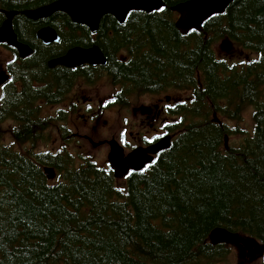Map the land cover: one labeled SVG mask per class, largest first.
I'll list each match as a JSON object with an SVG mask.
<instances>
[{"label": "trees", "instance_id": "obj_1", "mask_svg": "<svg viewBox=\"0 0 264 264\" xmlns=\"http://www.w3.org/2000/svg\"><path fill=\"white\" fill-rule=\"evenodd\" d=\"M183 1L132 12L123 24L106 16L96 34L58 18L61 39L52 46L16 24L18 40L33 54L8 64L14 78L0 96V264H234L235 257L237 264H264V253L257 258L243 248L235 255L232 246L209 238L224 228L264 244V0H234L201 31L175 34L169 25L167 34L162 20ZM23 5L0 0V25L4 11ZM126 32L145 45H119ZM94 44L108 62L83 67L84 79L115 90L108 108L122 112L145 96L186 97L170 111V149L123 180L68 129L72 108L52 112L59 104L71 107L64 95L82 75L48 81V61ZM230 45L239 58L232 60ZM247 106L248 130L242 127ZM134 131L123 118L114 134L131 146ZM47 167L56 171L54 180Z\"/></svg>", "mask_w": 264, "mask_h": 264}, {"label": "water", "instance_id": "obj_2", "mask_svg": "<svg viewBox=\"0 0 264 264\" xmlns=\"http://www.w3.org/2000/svg\"><path fill=\"white\" fill-rule=\"evenodd\" d=\"M234 0H188L181 2L172 8L180 14L177 21L178 29L187 33L190 30H202V25L206 20L216 14H222L232 4ZM165 5L163 0H58L47 6L39 8L34 12L33 18L48 17L55 12L66 13L73 22L84 24L92 32L99 30L101 19L106 15L114 16L120 23H123L132 11L152 12ZM127 9V12H125ZM30 15V13L26 12ZM7 19L0 27V43L8 44L17 49L22 58L33 53V50L26 44L20 42L13 29V17L17 12H5ZM31 16V15H30ZM36 37L45 45L58 43L60 40L57 32L51 27L40 29ZM107 59L99 46L90 48L74 47L69 49L64 55L53 58L48 66H65L73 68L84 64L91 66L106 65ZM215 120L218 119L215 116ZM111 152L109 162L115 171L117 178H122L133 170H142L147 164L153 162V156L162 150H167L171 146V137H164L157 144L143 148L139 147L125 155L123 148L114 140L110 142ZM50 178L54 177L50 169H46ZM210 240L214 245L231 244L242 245L249 251L250 256H262L264 245H259L257 241L242 238L236 233L226 229L217 228L210 234ZM254 250V251H253Z\"/></svg>", "mask_w": 264, "mask_h": 264}, {"label": "rangeland", "instance_id": "obj_3", "mask_svg": "<svg viewBox=\"0 0 264 264\" xmlns=\"http://www.w3.org/2000/svg\"><path fill=\"white\" fill-rule=\"evenodd\" d=\"M28 0H23V2L25 3V5L23 6L24 8L28 7V4L26 5ZM57 13H60V15L56 16L55 18H50L48 19L46 22V26H49L51 28H53L55 31L56 30V26L60 25V22H58V18L59 19H63L67 18L68 15L63 13L62 11L59 12H55L53 15H56ZM179 16V13L176 11H169L167 10V14L165 15V18H163L164 20V32H166L168 34V29L167 27H169V23H171V18L173 15ZM52 16V15H51ZM50 17V16H49ZM106 17V16H104ZM104 17L102 18V20L104 19ZM69 18V17H68ZM70 19V18H69ZM102 22V21H101ZM162 23V24H163ZM175 23V22H174ZM27 30L30 31V34H35L36 32L44 27L42 25H31L29 23L24 22L23 24ZM15 27V23L13 22V29ZM175 29V28H174ZM15 31V30H14ZM131 33H127L126 35H122V39H119V45L122 44H131L132 42H135L136 45L140 46V45H145V42H137L133 36H131L130 39H127V36L130 35ZM60 43V42H59ZM56 44V45H59ZM220 43L217 44V48L221 49L219 47ZM238 52L236 50L232 51L231 57L232 60H235L238 56L236 55ZM13 56H16L11 50H9V47L0 45V74L3 73V68H5L6 65H8L6 62L9 61V59H11ZM112 69L116 70V67H112ZM1 76V75H0ZM50 80V77H48V81ZM83 91V95L87 98H93L94 103H95V107H96V102L102 98H107L110 96V94H112L113 89L110 87H106L101 83H95L93 85H88L85 89L82 90ZM176 94H181V93H176ZM181 95H177L176 97L179 98ZM263 95H264V88H263ZM140 98H137L135 100L132 101L130 107L127 110H124L122 112H120L118 109H113V110H109L104 114L103 119L99 122V123H92L89 126H86L83 122L79 121L77 123V129L81 132H83L84 134H88L90 135L96 142H100V141H104V140H111V139H116L117 140V135L114 134V129L118 128L120 121L123 118H128L129 120L133 119V112H132V108L136 107L140 108L142 106H146V107H153L154 105L158 104V100L157 99H149L144 101L142 104H139ZM80 105V104H79ZM47 108L49 109V107L47 106ZM252 108L250 106H247L244 108L243 113H242V127L245 129H252L253 128V121H252ZM58 112H56L57 114ZM139 116H141L143 119H145L148 122V115H142V112H138L137 113ZM150 119V118H149ZM70 118L68 119L67 125L70 126L69 124ZM104 122H106V124H104ZM156 124H160L161 123V118L160 119H156L155 120ZM233 126V124H231ZM73 128H75L73 126ZM238 139L232 137L230 139V142L232 144L236 143ZM89 151L94 155V157L98 160L99 165L104 166L106 161H107V156L109 154V147L108 146H104V147H98L97 149H93L90 146H88ZM128 153V151L126 150V154ZM233 251L236 254H238V250L235 247H232ZM237 257H235L234 259V264H237Z\"/></svg>", "mask_w": 264, "mask_h": 264}, {"label": "flooded vegetation", "instance_id": "obj_4", "mask_svg": "<svg viewBox=\"0 0 264 264\" xmlns=\"http://www.w3.org/2000/svg\"><path fill=\"white\" fill-rule=\"evenodd\" d=\"M54 1L56 0H31V2L28 4L26 3V5L28 4V7H26V11H37L39 8L43 7V6H46V5H49L51 3H53ZM28 2V1H27ZM25 5V3H24ZM23 5V6H24ZM57 15H52L46 19H44L45 17L43 18H40V19H37V21H32V20H29V19H26V17H22V16H19L15 19L14 23H15V27H17L16 24H18V26L20 24H24V22L26 23H29L31 25H42L44 26L47 22L48 19L50 18H55ZM178 19V16H176L175 14L172 16L171 18V23H169V25L173 28L176 29V31L174 30V33L177 34V33H180L179 30L177 29V26H176V21ZM175 22V23H174ZM49 68V67H48ZM3 72L7 73V74H12V72L10 71V68L9 66H6L5 68H3ZM48 72H49V76H50V80L55 77V76H60L61 75H66L68 77L69 74H78L80 73L82 75V77L80 78H74L72 80V82H69L70 84L74 83L75 81H77V85L78 87H80L79 85L82 83L83 79L86 77V72L84 70L83 67H77V68H68V67H63V66H60V67H55V68H49L48 69ZM7 86V84L3 85L0 87V90L2 91L5 87ZM52 99L57 101L59 100V98L57 97V94L56 92L52 94ZM64 97L66 99H68L67 95H64ZM158 100V104L154 105L153 107H146V106H142L140 108H134L133 109V114L136 118V127L138 128H144L145 125H149V127L152 129L153 131V134H154V138L153 140H156L158 139L159 136H161L162 134H164V131L163 130H160L156 125H159V124H156L155 123V120L156 119H160L163 114H164V98L163 97H159L157 98ZM68 105H64V107H67ZM70 106L71 108L74 110V116L70 119L69 121V124L71 126V123L73 124V126L77 129V123L79 121L83 122L85 125H89L85 119H82L83 117V108L81 106H79L78 104L74 103V102H70ZM54 112H58L60 114H66V112H62L61 108H60V104L59 105H56L54 108H53ZM138 112H142V115H148V122L143 119L141 116H139L137 113ZM150 118V119H149ZM94 123V122H92ZM91 123V124H92ZM90 124V125H91ZM144 135H141V134H138L137 136H133L134 137V142L136 143V145H142V142L144 141ZM84 137V136H82ZM152 140V141H153ZM150 141H146V144H149Z\"/></svg>", "mask_w": 264, "mask_h": 264}, {"label": "bare ground", "instance_id": "obj_5", "mask_svg": "<svg viewBox=\"0 0 264 264\" xmlns=\"http://www.w3.org/2000/svg\"><path fill=\"white\" fill-rule=\"evenodd\" d=\"M178 4V3H177ZM174 5H176V4H174ZM173 6V5H172ZM27 9H25V10H23V11H4V12H17V14H15V16L13 17V22L15 21V19L17 18V17H19V16H25L27 19H29V20H32V21H37V19L38 18H33V15H34V12L35 11H26ZM26 12H28V13H30V15L29 14H27ZM153 12V11H152ZM152 12H149V13H152ZM46 18H48V17H45L44 19H46ZM7 19V15L5 14V20ZM5 20L3 21V23L5 22ZM125 21H126V19H125ZM124 21V22H125ZM3 23L0 25V27L3 25ZM79 24V23H78ZM47 24H45V26L44 27H42V28H45V27H49V26H46ZM79 25H82V24H79ZM42 28H40V29H42ZM39 29V30H40ZM38 30V31H39ZM16 33V32H15ZM17 35V34H16ZM42 42V41H41ZM42 44L44 45V46H52V45H54L53 43L52 44H49V45H45L43 42H42ZM0 45H3V46H6V47H9V50H11L15 55H16V57H18V58H22L21 56H20V54L18 53V51H17V49L16 48H14L13 46H11V45H8V44H4V43H0ZM33 54V53H32ZM31 54V55H32ZM30 56V55H29ZM29 56H27V57H25V58H28ZM24 58V59H25ZM48 64H49V61H48ZM6 66H9V68H10V65H6ZM5 66V67H6ZM49 67V66H48ZM56 67H60V66H56ZM10 71H11V69H10ZM1 76H0V87L1 86H3V85H5L6 84V81H8V83H11L10 81L14 78L13 77V74H7V73H5V72H3V73H1L0 74ZM8 86H6L3 90H5L6 88H7ZM2 90V91H3ZM2 91L0 90V96L2 95L3 97H4V94L5 93H3L2 94ZM48 176V178H50V176L49 175H47Z\"/></svg>", "mask_w": 264, "mask_h": 264}, {"label": "snow or ice", "instance_id": "obj_6", "mask_svg": "<svg viewBox=\"0 0 264 264\" xmlns=\"http://www.w3.org/2000/svg\"><path fill=\"white\" fill-rule=\"evenodd\" d=\"M160 11H163V9H159ZM125 12H127V9H126V11ZM128 15H130L131 16V13H128ZM149 167H151V165H149ZM129 175H131V173H129ZM118 191H120V192H123L124 191V189H118Z\"/></svg>", "mask_w": 264, "mask_h": 264}]
</instances>
